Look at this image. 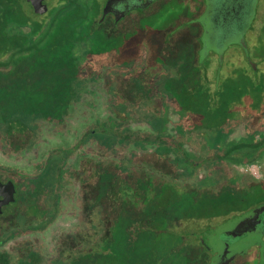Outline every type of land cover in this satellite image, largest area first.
<instances>
[{
	"label": "trees",
	"instance_id": "trees-1",
	"mask_svg": "<svg viewBox=\"0 0 264 264\" xmlns=\"http://www.w3.org/2000/svg\"><path fill=\"white\" fill-rule=\"evenodd\" d=\"M87 1L59 0L44 16L26 0H0V152H35L46 129L70 131L68 118L81 103L92 110L99 92L106 106L33 170L0 164L15 189L0 215V264H187L176 223L247 209L248 191L264 186L244 188L231 171L264 155V14L250 40L256 68L241 55L226 61L230 46L216 83L198 37H117L143 12L103 34L99 0ZM184 41L195 48L182 52ZM240 124L244 134L231 138ZM64 213L75 223L52 251L3 248Z\"/></svg>",
	"mask_w": 264,
	"mask_h": 264
},
{
	"label": "rangeland",
	"instance_id": "rangeland-1",
	"mask_svg": "<svg viewBox=\"0 0 264 264\" xmlns=\"http://www.w3.org/2000/svg\"><path fill=\"white\" fill-rule=\"evenodd\" d=\"M58 1L59 0H46V5L48 6V8H51L52 6L56 5ZM89 1L92 0H88L87 2ZM201 10L202 7L198 6V4L195 7V5L191 4V0H159L156 3L152 4L150 8L144 11V13L146 14L145 16L139 18V20L135 22V24L133 23V32H128L129 34L122 36L119 35L117 37H200V35L198 34L200 33V26L197 21L192 20L199 15ZM49 11L44 16H47L49 14ZM260 11H262V14H264V4L261 5ZM138 15L139 14L135 12L131 13L124 19L119 21L117 24H113L111 23V21H109L108 18H106V21L100 23L98 19V17L100 16L99 12L96 17L98 23H96L95 27L97 30H101L103 34L105 32L107 35H117V31L119 29H123L125 26L130 24L131 20L137 18ZM60 24H64V22H61ZM259 25L260 22L256 23L255 27L258 28ZM190 31L192 33H190ZM193 34H195V36H193ZM184 43H186V41L182 42L183 47L181 48L182 52L184 53H186L187 51L191 52V49L195 48H193L192 45L187 47ZM233 44L236 43H232L229 45ZM228 51L231 52L227 53L228 57H226V61H233L232 63L238 62L239 60H237L236 58L240 57V52H238L235 48ZM249 55L251 57V54ZM206 60L207 62H205ZM252 61L256 62L257 59L252 58ZM217 62L218 61L216 55L213 53H209V55L207 54L202 62H200V66L203 68V70L205 66L207 67V75L212 81L215 79L216 70L219 65L217 64ZM210 86H213V83H211ZM98 94H96L94 98H92V102L94 104L92 110L90 105L86 106L84 105V103H81L80 109H78L72 117L68 118V124L71 127L70 131L58 134L54 131H49L46 129L41 142L39 143V147L35 152L23 153L20 156H6L0 152V164L25 170H33L35 165L41 160L49 147L74 143L78 138V134L83 129V122L90 121V119L93 117V114H95L96 112H100V114L102 115L106 111L104 98L100 92ZM170 116L171 122L169 126L171 127L177 117L173 114ZM130 126L132 128L140 129H147L148 127L146 122L136 121L131 122ZM243 134V126L242 124H240L234 129L233 133L231 134V138L238 139ZM231 171L237 177L240 185L244 188H248L257 181L261 182V184H264V155L260 160L250 165L231 164ZM261 187L262 188L260 189L255 188L248 191L249 194L247 195L245 201H243L244 207L249 205L251 206L253 204L259 203L260 201H264V186L261 185ZM225 209L226 207H221V209H218V211H222ZM217 220L218 219L216 218H212L210 220L201 219L196 221L177 222L176 225L178 229H181L180 231L183 233L184 237L186 235H188L189 237L198 233L199 229L203 225H206L209 222H211L210 224H214ZM74 223L75 219L70 214L64 213L60 215L55 220V222L42 234H38L36 236L24 235L16 237L12 240H9L3 248L9 251H13V249H15L16 247H21L24 244L31 242L36 246L44 249V251L46 250L47 252H50L60 242V240L63 239L64 234L68 230L73 228ZM227 235L235 237L234 234L227 233ZM188 237L185 238L186 240L184 243V246L186 248L185 253L187 264H205L206 260L203 248L199 245V243H197L198 241H196V243L186 244L189 241ZM189 239L191 241L193 240V237ZM242 264H244V262Z\"/></svg>",
	"mask_w": 264,
	"mask_h": 264
},
{
	"label": "flooded vegetation",
	"instance_id": "flooded-vegetation-1",
	"mask_svg": "<svg viewBox=\"0 0 264 264\" xmlns=\"http://www.w3.org/2000/svg\"><path fill=\"white\" fill-rule=\"evenodd\" d=\"M106 1L107 0H99L100 16H101L102 8ZM131 1L133 2L130 5H142L146 0H129V2ZM157 1L159 0H151V2H149V4L145 7L133 8L130 11H128L126 14H124L117 21L114 20L115 14L113 12L107 13L102 19L99 16L98 19L99 22L102 23L106 21V18H108L109 21H111V23L117 24L119 21H121L131 13L134 12L138 14L141 12L144 13L145 10L150 8V6L156 3ZM43 3L46 5V0H43ZM191 4L195 5V7L197 6V4L198 6L202 7L201 12L199 13L200 15L205 9L206 0H191ZM262 4H264V0H256L253 18L251 20L250 26L247 28L243 36L248 50L249 59H250L249 54H251L250 45L252 42L250 40L251 37H257L256 33L257 30L259 29V27L258 28L255 27V22L258 20L261 21V19H263L262 11H260V7ZM46 7L47 10L39 15H45L48 12L50 8H48L47 5ZM112 9H115L116 13L118 14L116 7H113ZM196 18L193 19L192 21H196ZM197 23L199 24V22ZM199 26H200L199 28L200 33L198 34L201 35L202 27L200 24ZM230 46L235 48L238 52L241 53L242 56L245 57L243 49L239 45L233 44V45H229V47ZM229 47H227L223 51V54L227 51ZM209 53L215 54L217 58V54L215 52L209 51L208 55ZM9 180H10L9 178L0 177V181L2 183H6ZM14 193L15 192H13V196L15 195ZM6 195H7V191L5 189L0 190V215L3 213L4 209L12 202V200L8 202H4L5 199H7ZM259 204L260 205L258 204L252 205L242 211L232 212L226 216L215 217L218 220L214 224H210L211 222H209L206 225H203L199 229L198 233H196L194 236L196 238V241H198L197 243H199V245L203 248L205 252V260H206L205 264H242L243 262L244 264H264V210L260 211L259 213L258 212L252 213L251 215L241 220L232 222L229 226L225 228L222 227L221 231L220 230L216 231L218 226H220L221 224H225V222H227L228 220L233 219L234 217L239 216L243 213H246L249 210L255 209L259 206H263L264 201ZM227 233L234 234L235 237L229 236L227 235ZM249 237L257 238L258 241L257 240H252L251 242L243 241L245 238H249Z\"/></svg>",
	"mask_w": 264,
	"mask_h": 264
},
{
	"label": "water",
	"instance_id": "water-1",
	"mask_svg": "<svg viewBox=\"0 0 264 264\" xmlns=\"http://www.w3.org/2000/svg\"><path fill=\"white\" fill-rule=\"evenodd\" d=\"M26 1L29 3L33 13L42 14L47 10L43 0ZM132 2L133 1L129 2V0H107L102 8L101 19L107 13L113 12L115 14L114 20L117 21L131 9L147 6L151 0H146L142 5H130ZM255 2L256 0H206L204 11L196 18V21L199 22L202 27L199 37L200 48L198 50V61L202 62L209 51H213L217 54L219 65L215 76L216 83L219 80V70L222 63L223 51L229 44L236 43L240 45L248 63L253 69L256 68L255 63L249 59L248 50L243 37L253 18ZM113 7H116L118 14L115 9H112ZM2 189L7 191V199H5L4 202L13 200V192L15 190L14 184L11 181L6 183L0 181V190ZM262 210H264V205L249 210L246 213L228 220L225 224H221L216 231H221L222 227L225 228L234 221L241 220L252 213H259ZM252 240L258 241L257 238L251 237L245 238L243 241L251 242Z\"/></svg>",
	"mask_w": 264,
	"mask_h": 264
}]
</instances>
